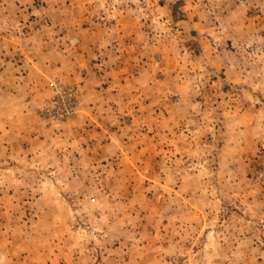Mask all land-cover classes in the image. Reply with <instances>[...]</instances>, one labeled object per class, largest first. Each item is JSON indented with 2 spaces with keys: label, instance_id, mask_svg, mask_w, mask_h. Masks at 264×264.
I'll list each match as a JSON object with an SVG mask.
<instances>
[{
  "label": "rangeland",
  "instance_id": "obj_1",
  "mask_svg": "<svg viewBox=\"0 0 264 264\" xmlns=\"http://www.w3.org/2000/svg\"><path fill=\"white\" fill-rule=\"evenodd\" d=\"M28 2L0 0V264H264V0ZM52 78L76 117L37 115Z\"/></svg>",
  "mask_w": 264,
  "mask_h": 264
},
{
  "label": "built area",
  "instance_id": "obj_2",
  "mask_svg": "<svg viewBox=\"0 0 264 264\" xmlns=\"http://www.w3.org/2000/svg\"><path fill=\"white\" fill-rule=\"evenodd\" d=\"M47 89L51 95L37 112L41 120L58 123L77 116L81 106L79 97L82 94L79 87L52 78Z\"/></svg>",
  "mask_w": 264,
  "mask_h": 264
},
{
  "label": "crops",
  "instance_id": "obj_3",
  "mask_svg": "<svg viewBox=\"0 0 264 264\" xmlns=\"http://www.w3.org/2000/svg\"><path fill=\"white\" fill-rule=\"evenodd\" d=\"M24 2H26V0H22ZM29 0H27V3H25L26 5H24L25 7L27 6V4L29 3L28 2ZM0 5H3V4H0ZM4 7V5H3ZM2 7V9H3ZM4 10V9H3ZM1 60V59H0ZM1 62H5L4 60H2ZM12 63V62H11ZM13 65V64H12ZM3 69V70H2ZM14 69V68H13ZM6 73V69H4V66H2V64L0 65V91L4 94L7 93V91H5V88L6 85L4 84L5 83V79L7 77V75L5 74ZM14 77H13V85H10V89H13V93H12V90H11V94H16L15 96L21 94V93H27V92H30L32 93V90L33 88L31 87V83L29 82L30 81V73H27L26 70L21 71L20 69H14ZM19 74V75H18ZM13 76V75H11ZM9 79V78H8ZM18 98V97H17ZM30 106V103H27L26 102V99L24 98L23 102H22V111H21V114L22 116H19V117H25V112L28 111V108ZM10 116H7V118H9ZM25 133V132H24ZM27 135V134H26Z\"/></svg>",
  "mask_w": 264,
  "mask_h": 264
}]
</instances>
